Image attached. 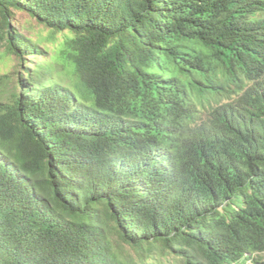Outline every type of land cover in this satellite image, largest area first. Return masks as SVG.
<instances>
[{"label": "trees", "instance_id": "16d2710c", "mask_svg": "<svg viewBox=\"0 0 264 264\" xmlns=\"http://www.w3.org/2000/svg\"><path fill=\"white\" fill-rule=\"evenodd\" d=\"M0 61V264H264V0H0Z\"/></svg>", "mask_w": 264, "mask_h": 264}, {"label": "rangeland", "instance_id": "374dc122", "mask_svg": "<svg viewBox=\"0 0 264 264\" xmlns=\"http://www.w3.org/2000/svg\"><path fill=\"white\" fill-rule=\"evenodd\" d=\"M17 22L19 25V30L22 34L29 36L31 39L39 40V44L42 48L47 49L52 53L54 47L56 46L54 43L45 41V37L47 36V31L41 29L34 20H32L27 14L19 13L16 15ZM38 60H43L42 58H38ZM8 68L3 61H0V74L4 72V70ZM54 77L58 79L62 84L66 86L72 87L71 79L65 74L63 70V66L60 61H57V64L53 73ZM264 258V254H261ZM135 264H142L137 258H134ZM146 264H180L177 260H175L171 255L167 253H163L161 250H156L151 259H148ZM246 264H251L250 261H247Z\"/></svg>", "mask_w": 264, "mask_h": 264}]
</instances>
